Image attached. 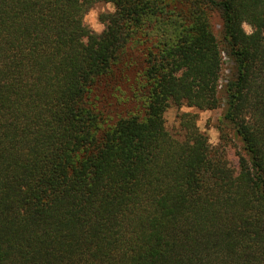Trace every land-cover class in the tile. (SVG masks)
Segmentation results:
<instances>
[{"label":"trees","instance_id":"16d2710c","mask_svg":"<svg viewBox=\"0 0 264 264\" xmlns=\"http://www.w3.org/2000/svg\"><path fill=\"white\" fill-rule=\"evenodd\" d=\"M0 264H264V0H0Z\"/></svg>","mask_w":264,"mask_h":264},{"label":"rangeland","instance_id":"374dc122","mask_svg":"<svg viewBox=\"0 0 264 264\" xmlns=\"http://www.w3.org/2000/svg\"><path fill=\"white\" fill-rule=\"evenodd\" d=\"M115 9L114 3L111 2H96L93 7L85 15V23L92 30L102 33L105 29V24L101 21V14L106 12H113ZM216 23L215 26L218 27V19H214ZM245 29L250 32L252 30L249 24L244 25ZM232 62L227 56H225L224 70L222 81L226 80V76L230 72V67ZM183 112H193L198 113V125L200 128L209 136L210 142L213 145L225 144L227 146L228 156L234 162L238 163V159L235 155L236 147L239 142L237 139L232 137V133L227 130L228 137L222 138V132L219 130V120L222 116L223 109L216 108L210 110H200L196 107L182 106L177 107L175 105L171 106L166 112V124L172 131H177L179 128V114ZM232 138V139H231ZM234 144V145H233ZM236 145V146H235Z\"/></svg>","mask_w":264,"mask_h":264}]
</instances>
